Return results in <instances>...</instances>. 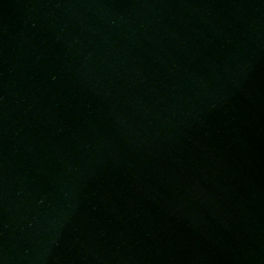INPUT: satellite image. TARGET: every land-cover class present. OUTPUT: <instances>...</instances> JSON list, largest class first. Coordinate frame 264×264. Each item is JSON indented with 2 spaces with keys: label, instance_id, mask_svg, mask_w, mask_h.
Segmentation results:
<instances>
[{
  "label": "water",
  "instance_id": "95a60500",
  "mask_svg": "<svg viewBox=\"0 0 264 264\" xmlns=\"http://www.w3.org/2000/svg\"><path fill=\"white\" fill-rule=\"evenodd\" d=\"M0 264H264V0H0Z\"/></svg>",
  "mask_w": 264,
  "mask_h": 264
}]
</instances>
